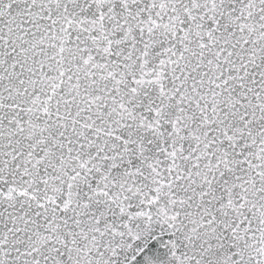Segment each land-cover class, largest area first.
Returning a JSON list of instances; mask_svg holds the SVG:
<instances>
[{
	"label": "snow or ice",
	"instance_id": "1",
	"mask_svg": "<svg viewBox=\"0 0 264 264\" xmlns=\"http://www.w3.org/2000/svg\"><path fill=\"white\" fill-rule=\"evenodd\" d=\"M0 264H264V0H0Z\"/></svg>",
	"mask_w": 264,
	"mask_h": 264
}]
</instances>
